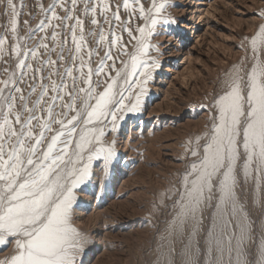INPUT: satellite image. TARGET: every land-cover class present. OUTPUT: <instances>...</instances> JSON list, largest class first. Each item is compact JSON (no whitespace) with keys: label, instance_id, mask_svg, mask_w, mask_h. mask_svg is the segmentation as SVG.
I'll use <instances>...</instances> for the list:
<instances>
[{"label":"snow or ice","instance_id":"obj_1","mask_svg":"<svg viewBox=\"0 0 264 264\" xmlns=\"http://www.w3.org/2000/svg\"><path fill=\"white\" fill-rule=\"evenodd\" d=\"M24 6L0 0V253L12 245L0 264H84L77 190L117 162L115 134L161 68L153 38L177 21L169 0H51L21 36ZM260 16L241 37L245 56L201 105L209 123L187 142L184 170L154 194L165 227L150 264H264V225L257 235L249 214L264 205Z\"/></svg>","mask_w":264,"mask_h":264},{"label":"rangeland","instance_id":"obj_2","mask_svg":"<svg viewBox=\"0 0 264 264\" xmlns=\"http://www.w3.org/2000/svg\"><path fill=\"white\" fill-rule=\"evenodd\" d=\"M39 2L51 0H24L19 35L27 32L24 21L32 27L39 23ZM169 4L177 23L168 26L169 34L153 38L161 45V68L141 111L128 114L115 134L117 162L107 177L96 169L97 176L77 190L73 224L89 238L84 264H150L154 259L157 233L165 227V217L153 210L154 194L184 170L187 142L203 134L209 123L211 113L201 105L211 103L224 73L245 56L241 37L256 32L264 12V0H169ZM30 12L35 14L31 19ZM8 21L10 28V17ZM249 214L259 235L264 205L250 203Z\"/></svg>","mask_w":264,"mask_h":264}]
</instances>
